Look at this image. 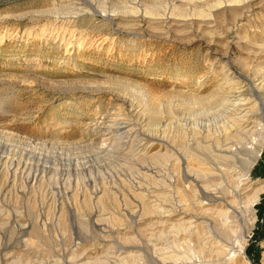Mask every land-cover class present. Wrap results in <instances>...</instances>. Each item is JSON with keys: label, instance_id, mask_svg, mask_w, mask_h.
I'll return each instance as SVG.
<instances>
[{"label": "bare ground", "instance_id": "1", "mask_svg": "<svg viewBox=\"0 0 264 264\" xmlns=\"http://www.w3.org/2000/svg\"><path fill=\"white\" fill-rule=\"evenodd\" d=\"M136 1L121 2L125 8L134 9L131 6H136ZM55 2L42 13L53 11ZM263 2L170 0L165 2L162 9L157 7V10L160 9L158 11L152 7L153 10L150 11V8L149 13L145 11L143 14L132 10L133 17L142 18L143 26L155 31L154 34L189 38L195 33L208 37L209 51L214 54L213 64H218L219 84L213 91L204 94L202 82L191 85L184 79L174 82L171 90L172 95L177 97L175 107L197 105L202 114L184 119L165 118L159 120L153 130L148 127L143 105H130L127 112L118 108L116 115L109 119L110 123L105 121L103 115L91 117L86 123L88 131H84L89 136V142L92 144L98 140L105 145L111 139L116 140L119 142V153L129 156L133 166L131 173L126 168V171L119 169L110 173L96 171L100 185L80 187L81 184L69 181L64 175L45 185V166L38 163L40 157L32 158L33 155L31 157L27 151L1 154L0 238L12 221H18L19 228L24 232L43 235L48 223L60 219L68 222L70 211H73L74 219L82 222L89 219L94 208L91 205L110 202L115 211L107 216L115 222L131 217L133 213L135 215L137 211L133 206L141 207L132 227L134 230L121 226L122 229L117 232L120 242L131 243L136 230L160 238L167 229L184 228L188 236L191 234L200 240L197 243L200 251L218 256L214 261H207L210 263L200 260L201 264H249L242 242L256 223V205L264 192V184L258 185L251 178L252 168L264 146V17L255 23L257 19L251 18L249 10L254 5L263 6ZM179 11L191 13L181 14ZM126 14L122 16L124 20L129 17ZM220 14L227 16L228 20H220ZM79 16L76 14L72 18L78 19ZM66 21L65 17L56 16L48 32L45 26H41L39 34L47 32V40L65 47V55L69 56L83 44L81 41L77 43L78 39L72 41V30L65 26ZM104 41L105 44L107 40ZM232 47H235L234 52H231ZM248 59L255 63L250 66ZM230 63L240 65L244 72L251 75L249 86L235 74ZM146 95H149L151 103L156 102L157 96L154 97L152 93ZM6 129V134L24 140L27 138ZM81 164L87 169H99V164L95 162H76V165ZM91 180L97 182L95 176ZM133 200L137 205H132ZM25 201L31 211L30 217L27 216L29 209L27 213L23 210ZM105 213H98L99 218L103 220ZM25 246L26 250L34 248L36 241L32 238L25 240ZM80 249L84 251L79 245L66 248L61 256L69 257L68 261L76 264H110L107 259L100 260V255L94 256L88 251L82 253ZM14 252L8 250L4 253L5 264L14 263L18 254ZM127 253L125 251L124 257L114 255V259L125 262L123 260L136 257L134 252ZM260 264H264V251Z\"/></svg>", "mask_w": 264, "mask_h": 264}, {"label": "rangeland", "instance_id": "2", "mask_svg": "<svg viewBox=\"0 0 264 264\" xmlns=\"http://www.w3.org/2000/svg\"><path fill=\"white\" fill-rule=\"evenodd\" d=\"M53 1L0 0V155L27 151L28 155H33L32 158L40 157L38 163L45 166V185L56 181L59 175L78 182L80 187L100 185L97 177L100 170L110 173L119 169L126 171V168L131 173L133 166L129 156L119 153L116 140L111 139L105 145L98 140L93 142L99 145L89 142L84 131H88L86 123L91 117L103 115L110 123L109 119L116 115L118 108L127 112L130 105H143L148 127L153 130L155 124L165 118L174 120L198 116L202 114L200 106L186 104L187 107H175L177 97L172 95V84L184 79L191 85L202 82L204 94L210 93L220 81L217 79L218 64H213L214 54L210 53L208 37H202L203 34L194 33L189 38L182 35L163 37L146 29L142 18L135 19L131 12L149 13L154 8L158 11L157 7L162 9L170 0H137L136 6H131L134 9L125 8L122 0H56L53 11L42 13L44 9L51 8ZM263 8L264 2L263 6L254 5L249 10L251 18L257 19L255 23L264 17ZM122 12L128 13L129 17L124 20ZM189 12L179 11L181 14ZM76 14L80 15L79 18H72ZM56 16L67 20L65 26L72 30V41L78 39L77 43L81 41L83 44L69 56L65 55V47L47 40L48 29ZM218 18L228 20L223 14ZM220 20L217 19L219 23ZM41 26H45L46 33L39 34ZM105 39L107 42L104 44ZM234 51L235 47H232L231 52ZM248 60L250 66L255 63ZM230 66L249 86L251 75L236 63H230ZM151 93L157 96L155 103H151L149 95H146ZM254 96L257 95L254 93ZM6 128L29 139L6 134ZM59 128H62L60 132ZM76 162H95L99 169H87L82 164L76 165ZM93 176L97 182L91 180ZM251 178L258 185L264 184V146L252 168ZM23 203V210L29 209L28 215L27 212L25 214L30 217V208L26 201ZM105 204L91 205L94 208L89 219L82 221L83 224L74 219L73 211H70L68 222L60 219L48 223L43 235L24 232L18 221H12L13 224L4 229L0 238V264H5L3 255L8 250L19 255H15L13 264H76L69 262V257L61 256L66 248L75 245L82 246L84 251L80 249V252L100 255V260L107 259L110 264H201L200 260L214 261L218 257L200 251L197 247L200 240L191 234L188 236L184 228L167 229L160 238L136 230L132 234L134 241L120 242L117 232L121 226L134 230L132 227L141 207L133 206L137 211L135 215L133 213L130 218L127 216L115 222L108 218V214L115 211L113 204ZM135 204L133 200L132 205ZM101 212L106 214L103 220L99 218ZM256 213V223L242 242L249 264H260L264 251V192L256 205ZM29 237L36 241L37 246L26 250L25 240ZM125 251L126 254L134 252L136 257L123 260L126 263L114 259V255L124 257Z\"/></svg>", "mask_w": 264, "mask_h": 264}, {"label": "trees", "instance_id": "3", "mask_svg": "<svg viewBox=\"0 0 264 264\" xmlns=\"http://www.w3.org/2000/svg\"><path fill=\"white\" fill-rule=\"evenodd\" d=\"M249 249V247L247 248V250Z\"/></svg>", "mask_w": 264, "mask_h": 264}]
</instances>
